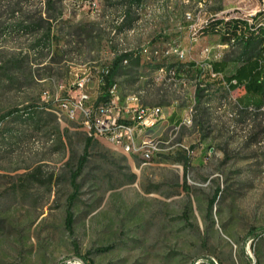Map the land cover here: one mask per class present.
Instances as JSON below:
<instances>
[{"label":"rangeland","instance_id":"rangeland-1","mask_svg":"<svg viewBox=\"0 0 264 264\" xmlns=\"http://www.w3.org/2000/svg\"><path fill=\"white\" fill-rule=\"evenodd\" d=\"M46 3L0 0V264H264V93L221 81L264 47L208 27L264 0ZM125 52L116 94L163 108L160 151L143 164L97 137L80 168L89 134L61 102L84 68L95 101Z\"/></svg>","mask_w":264,"mask_h":264},{"label":"built area","instance_id":"built-area-1","mask_svg":"<svg viewBox=\"0 0 264 264\" xmlns=\"http://www.w3.org/2000/svg\"><path fill=\"white\" fill-rule=\"evenodd\" d=\"M123 61L127 63L128 58ZM102 72H108V69L105 67L99 71V84ZM95 75L91 68L74 72L71 89H75L78 95L65 98L61 107L73 115L82 116L89 136L107 137L132 156L135 153H143V164L150 162L160 151L161 139L149 131L164 120L163 108L158 105H144L137 97L132 96L126 97L120 103L116 85L111 89L110 101L98 103V97L93 101L88 88Z\"/></svg>","mask_w":264,"mask_h":264},{"label":"trees","instance_id":"trees-1","mask_svg":"<svg viewBox=\"0 0 264 264\" xmlns=\"http://www.w3.org/2000/svg\"><path fill=\"white\" fill-rule=\"evenodd\" d=\"M19 2H23V0H19ZM52 0H47L48 5H50ZM75 3V1H73ZM52 19V15L50 14L48 18L43 22L49 24L50 29V21ZM209 25V24H207ZM211 30L215 32H221L225 36L232 38L233 40L242 39L249 46L252 42L256 41L264 47V12L258 13L251 18H241L236 17L234 19H213L211 20L210 26ZM207 28V27H206ZM129 57V53H121L117 54L114 58L112 65L106 67L108 72L101 73V81H100V91L97 102H105L107 103L111 99V89L116 85V77L121 69L123 60ZM226 70V65L223 62H215L211 65V72H217L220 74L221 71ZM227 71L223 73L221 76V81L226 83L230 89L237 90L240 87L244 88V92L240 97V101L244 103H250L253 101H258L262 98L264 93V64L259 59H247L242 60L236 65L235 69H233L230 73ZM210 76V75H209ZM4 115L2 116V118ZM3 119L0 118V122ZM94 137H87V146L85 148V153L82 155L81 160L79 162V167L81 168L83 164L86 162L88 158V150L89 144L92 143ZM78 173V172H77ZM76 177V175H75ZM76 187V186H75ZM75 195H72V200ZM74 222L73 213L71 212V208L68 209L67 214V224L70 230L73 229L72 224ZM254 234V232H252ZM75 259L81 261L80 264H91L87 262L85 257L75 256ZM63 264H67L66 260ZM208 264H212L209 262Z\"/></svg>","mask_w":264,"mask_h":264},{"label":"bare ground","instance_id":"bare-ground-1","mask_svg":"<svg viewBox=\"0 0 264 264\" xmlns=\"http://www.w3.org/2000/svg\"><path fill=\"white\" fill-rule=\"evenodd\" d=\"M132 97H136V96H132ZM138 154L141 158H143V153H135Z\"/></svg>","mask_w":264,"mask_h":264}]
</instances>
